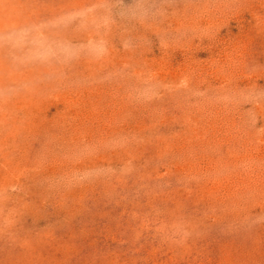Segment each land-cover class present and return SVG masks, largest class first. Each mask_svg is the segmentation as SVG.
<instances>
[{
	"label": "rangeland",
	"instance_id": "obj_1",
	"mask_svg": "<svg viewBox=\"0 0 264 264\" xmlns=\"http://www.w3.org/2000/svg\"><path fill=\"white\" fill-rule=\"evenodd\" d=\"M0 264H264V0H0Z\"/></svg>",
	"mask_w": 264,
	"mask_h": 264
}]
</instances>
